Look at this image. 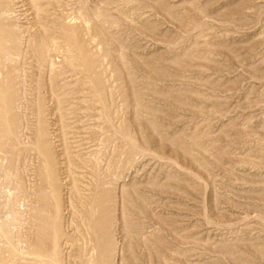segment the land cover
I'll use <instances>...</instances> for the list:
<instances>
[{"label": "rangeland", "instance_id": "rangeland-1", "mask_svg": "<svg viewBox=\"0 0 264 264\" xmlns=\"http://www.w3.org/2000/svg\"><path fill=\"white\" fill-rule=\"evenodd\" d=\"M0 264H264V0H0Z\"/></svg>", "mask_w": 264, "mask_h": 264}]
</instances>
